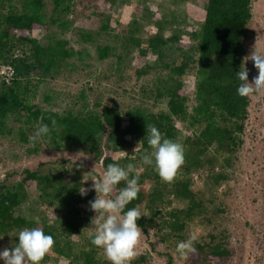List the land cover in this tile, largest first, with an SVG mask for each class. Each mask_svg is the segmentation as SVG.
Instances as JSON below:
<instances>
[{"label": "trees", "instance_id": "16d2710c", "mask_svg": "<svg viewBox=\"0 0 264 264\" xmlns=\"http://www.w3.org/2000/svg\"><path fill=\"white\" fill-rule=\"evenodd\" d=\"M15 1L0 0V63L11 64L16 70V78L11 84L0 83V136L12 134L13 128L9 126L12 119L20 124L21 141L28 143L30 133H35L44 124L51 128L55 119L59 130L40 138L48 147L83 151L94 161L101 162L104 170L114 162L121 166L136 165L140 169L141 190L125 211L144 207L146 215L137 223L147 236L154 230L162 243L175 247L178 242L187 240L189 224L210 212L192 188L194 176L205 171L213 187L228 180L243 144L251 97L237 94L240 81L236 73L246 61L244 36L253 16V0H204V20L198 29L188 33L194 45L182 43L181 31L166 37L165 23L152 18L151 14L146 21L153 20L154 28L146 38L144 26L134 21L126 31L122 46L137 51L138 77L158 67L166 72L148 94L155 103L165 102L166 110L155 112L139 104L120 109L98 102L96 106L101 107L100 111L79 113L39 107L31 98V86L37 87L32 84L33 77L41 82L58 75L68 60L78 55L67 39L54 38L43 44L31 37L33 30L48 25V19L68 28L69 24L61 18L70 13L72 0H54L53 16L50 17L45 0H18L21 9ZM103 1L114 5L120 0ZM83 38L90 39V36ZM117 49L112 44L98 46V58L107 59ZM151 55L156 59L155 65L147 61ZM188 73L195 76L193 104L185 81ZM177 122L182 123L189 134L182 135ZM147 126H155L167 138L185 145V164L170 183L161 180L154 165L142 163L143 151L151 150L147 143ZM137 146L139 151H134ZM121 152L124 156L117 158L115 155ZM81 172L82 166H79L68 179L66 168L54 171L27 169L20 181L0 182V239H7L12 249L19 243L17 234L20 230L40 227L45 234L55 238L51 250L54 257L66 258L69 264H111L100 256V248L94 246L86 234L89 216L96 213L91 209L82 212L81 207L90 195L80 194L83 187ZM30 184L40 192L44 203L58 213L52 223H48L42 214V220H39L35 215L16 213L29 198ZM125 186V182H120L116 193ZM174 200L187 201L188 205L173 207ZM228 236L227 230H223L217 235L212 234L210 241H197L196 251L188 254L187 264H230L234 251ZM74 237L78 243L74 242ZM50 259L47 254L41 264ZM145 261L146 256L136 260L137 263Z\"/></svg>", "mask_w": 264, "mask_h": 264}, {"label": "rangeland", "instance_id": "374dc122", "mask_svg": "<svg viewBox=\"0 0 264 264\" xmlns=\"http://www.w3.org/2000/svg\"><path fill=\"white\" fill-rule=\"evenodd\" d=\"M14 3L21 9L18 0ZM45 3L48 17L53 16L54 0H45ZM71 7L70 13L61 18L62 22L69 24L68 28L48 19L44 29L31 32V37L43 44L54 38L67 39L69 45L78 52L77 56L68 60L58 75L41 82L33 77L32 84H37V87L33 89L31 86L32 103L59 112L76 113L100 111L101 107L96 106L98 102L102 105H116L120 109L139 104L155 112L166 110L165 102L155 103L153 98L148 97L150 90L166 72L158 67L142 77L137 76V51L122 46L127 37L126 31L137 21L144 26L143 36H149L154 24L153 20L148 22L146 18L151 14L152 18L161 19L165 23L166 37L181 31L182 43L194 45L188 33L198 29L204 20V0H120L114 5L103 0H72ZM1 12L0 3V15ZM104 25L108 28L104 29ZM84 35L90 36V39L85 40ZM105 44L115 45L118 49L109 58L100 60L97 47ZM244 47L246 60L254 50L264 53V0H253V16L245 30ZM147 61L151 65L156 63L152 55ZM247 67L249 80L252 81L258 75V69L251 59L247 60ZM185 81L193 104L194 73H188ZM177 125L182 135L189 134L182 123L177 122ZM9 126L13 128L12 134L0 136V182L20 181L27 169L54 171L66 168L70 179L74 169L82 166L81 182L84 188L89 189L87 194L90 198L81 209L84 213L91 209L89 201L96 198L91 178L101 177L105 171L102 163L94 161L83 151L50 148L41 139L36 143L31 140L24 143L19 132L20 124L10 119ZM115 156L120 158L124 153ZM192 188L205 201L210 212L189 224L188 238L196 234L197 241L206 242L210 241L212 234L227 230L230 247L234 251L230 264H264V92L251 96L243 144L230 169V178L213 187L208 174L203 171L194 176ZM28 193L29 198L18 207L17 214L35 215L39 220H42L43 215L48 223L58 218V213L44 203L40 192L31 184ZM187 205V201L174 200L172 206L185 208ZM139 209L146 215L144 207ZM93 217L89 216L87 235L94 231L91 225ZM74 239V242H79L76 237ZM9 247L7 239H0V252ZM137 251L138 255L131 264L188 263V255L181 257L176 247L162 243L154 230L149 236L143 233ZM99 252L102 258L107 259L101 248ZM49 255L51 259L45 264H69L66 258L58 259L51 252ZM140 256H146V261L137 263ZM0 264H5L2 258Z\"/></svg>", "mask_w": 264, "mask_h": 264}, {"label": "clouds", "instance_id": "9594fccd", "mask_svg": "<svg viewBox=\"0 0 264 264\" xmlns=\"http://www.w3.org/2000/svg\"><path fill=\"white\" fill-rule=\"evenodd\" d=\"M248 59L253 60L258 69V75L252 81L249 80V69L246 66ZM248 59L236 73L240 81L237 94L241 97H251L264 92V53L254 50ZM51 123V128L47 124L39 126L29 139L35 141L50 135L54 130L58 131L56 120L53 119ZM147 143L151 150L143 151L142 163L154 165L162 181L172 182L185 164V145L178 140L167 138L155 126H147ZM138 146L134 151H139ZM132 159L135 160L136 157L133 156ZM139 176L140 169L136 165L129 163L127 166H121L119 162H114L107 165L99 179L91 178L94 181L92 188L96 192V198L89 201V204L96 215L91 220L94 231L90 232L89 236L91 243L103 250L111 264H131L138 255L143 229L137 221L145 214L139 207L128 208L126 211L125 209L138 198L141 190ZM122 181L126 186L116 193L117 185ZM88 190L81 187L80 194L87 195ZM17 236L19 243L14 248H5L0 252V258L5 264H41L56 243L55 238L45 234L40 227H25ZM197 240L196 234L190 235L187 240L178 242L176 252L181 257L194 253Z\"/></svg>", "mask_w": 264, "mask_h": 264}, {"label": "built area", "instance_id": "2783aa9c", "mask_svg": "<svg viewBox=\"0 0 264 264\" xmlns=\"http://www.w3.org/2000/svg\"><path fill=\"white\" fill-rule=\"evenodd\" d=\"M15 78L16 70L14 66L11 64L0 63V83L11 84Z\"/></svg>", "mask_w": 264, "mask_h": 264}]
</instances>
